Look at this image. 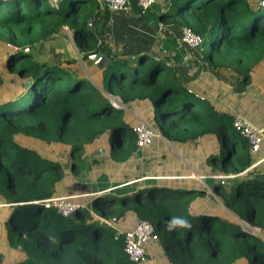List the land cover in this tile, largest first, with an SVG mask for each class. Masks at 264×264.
I'll list each match as a JSON object with an SVG mask.
<instances>
[{"label":"trees","instance_id":"1","mask_svg":"<svg viewBox=\"0 0 264 264\" xmlns=\"http://www.w3.org/2000/svg\"><path fill=\"white\" fill-rule=\"evenodd\" d=\"M179 1L173 18L200 36L203 62L232 70L246 87L264 63L260 0ZM99 9L97 0H67L63 8L48 0H0V206L6 210L0 264H131L123 233L93 216L109 220L127 211L150 222L157 238L166 235L164 257L170 264H264V238L253 231L264 232V176L256 175L250 146L233 127L234 115L216 110L176 73L163 78L165 61L137 62L138 67L113 59L100 92L74 60L64 68L34 58L35 46L64 26L72 31L83 62L98 51L109 55L97 45L109 17L106 4L103 15L96 13ZM103 92L128 109L152 103L151 124L171 143L216 139L222 151L218 167L233 176L213 187L223 204L214 207L202 187L154 186L94 197L87 208L75 205L69 217L46 207L47 201L67 195L58 188L63 166L43 149L62 150L74 174L87 146L101 135H107L109 156L117 164L138 150L133 124ZM237 145L239 153L233 149ZM225 185H232L230 192ZM174 218L190 227H169Z\"/></svg>","mask_w":264,"mask_h":264},{"label":"crops","instance_id":"2","mask_svg":"<svg viewBox=\"0 0 264 264\" xmlns=\"http://www.w3.org/2000/svg\"><path fill=\"white\" fill-rule=\"evenodd\" d=\"M48 1L54 6H58L63 1L67 2V0ZM97 1L99 2V0ZM174 1H176L177 4L176 8L173 6ZM99 4L100 9L97 10L96 13L98 15H103L105 5L102 6L100 2ZM179 7V0H155L154 4L144 12L139 10L135 5L134 0H132L131 5L124 10L111 11L107 7L109 15L108 21L103 34L100 36L99 44L97 45L102 44L105 46L109 52V55L106 54L112 60H128L134 64L142 61L148 62L149 60L165 61L166 66L168 67L166 74L172 75L173 73H176L187 88L209 100L216 110L231 113L234 117L240 116L248 120L254 126L264 130V116H257L253 113L250 119L245 115L246 113L243 114V111L240 109L242 106L241 97L247 95L249 91L248 85L245 87L242 84V78L230 69L209 68L207 64L203 62L197 49H187L182 44L181 38L183 29L175 23L176 18H173L178 14ZM72 35V31L64 26L52 38L72 39ZM79 56L84 69L81 70L83 67L78 66V64H75V66H77L78 69L80 68L79 70L83 75L85 72L89 76L88 79L97 88H101L104 74L105 71L108 70V67L106 66L102 69H98L94 66L93 61L90 60V58L86 62H83L80 53ZM68 60H74L76 63L78 62V59L74 58L61 59L59 62L54 61L51 64L68 68V65L65 64ZM263 66L264 63L254 69V73L250 80L253 79V81L258 82L259 78L263 76ZM262 80H264V77ZM103 95L109 99L116 97L114 95H108L105 92H103ZM141 104L142 103H134L129 109L127 108L128 111L134 110L136 112V116L132 117L133 121H135L132 126L135 127L140 121H145L159 133L156 127L151 124L154 112L152 103L149 102L147 106H142ZM252 110L253 112L257 111V109ZM145 116H149L150 120H144ZM154 138L162 139L165 145L171 143L160 133L159 136ZM177 144L185 149L184 145L188 143ZM193 145H198L200 150L202 149V154L200 153V155L204 157V161L202 162L198 160L194 167L192 166L189 169L184 168L182 173L165 172L162 167L163 164L160 163V161L162 162L163 157L157 155H145L146 158H144L143 148H140L135 155L137 154L141 157L144 164L141 165L142 167H138L140 172L137 171L136 177L128 175L131 179H128V177L125 176L121 181H114L104 175L99 179L95 177L94 181L84 177L85 192L67 196H73V199L81 198L83 200H92V198L102 195H131L135 190L137 191L147 187L166 186L176 188V186L163 184L161 181L188 180L195 182L200 185V187L207 190L208 193H206V198L207 200H211L215 206L222 205L223 202L219 203V201L223 200L214 195L213 187L219 182V180L233 178V176H224L218 167L219 165L217 161L214 159V156H217L220 153L219 143L214 138H203L194 142ZM253 157L255 159L253 168L256 169V175L264 176V141L261 145L260 151L253 153ZM95 161V158H92V160L88 159L87 164H80L81 161H79V167L81 168L82 165L83 167L85 165L86 169L92 171V164ZM151 161L156 162V165L150 167L149 163H151ZM83 173H86L87 175L88 172L86 170ZM194 174L202 178V180L193 178ZM239 176H243V174H240ZM186 187L191 188L192 186L187 185ZM231 188L232 185H225L224 187L227 193L231 191ZM86 189L89 190L86 191ZM76 201L77 202H75L74 205L88 207V202L84 201L85 203L82 204V200ZM126 213L133 212L127 211ZM113 218L115 220L118 219L117 217H112L109 220ZM135 218V220L127 218L121 221V217H119V220L116 221L113 226L118 232L125 233L137 224L139 219L136 216ZM99 219L101 218L99 217ZM102 220L103 219H101V221ZM154 241L156 240L152 239L146 245L148 261L145 264H158L159 260L162 261L160 264H170L166 262L163 251L156 250V243ZM148 252L151 255H149Z\"/></svg>","mask_w":264,"mask_h":264},{"label":"rangeland","instance_id":"3","mask_svg":"<svg viewBox=\"0 0 264 264\" xmlns=\"http://www.w3.org/2000/svg\"><path fill=\"white\" fill-rule=\"evenodd\" d=\"M23 1V0H22ZM200 0L194 1V5L197 4ZM178 2V1H177ZM66 2H61L59 6L63 8L65 6ZM176 1L173 2L174 8H176ZM81 11H86L88 9V6L85 4L81 7ZM33 56L34 58L39 61H47L49 63H53L54 61L59 62L61 59H78V66L83 67L81 58L79 56V52L71 38H52L48 41L44 42L43 44H38L35 46V49L33 50ZM151 61V60H149ZM148 61V62H149ZM134 65V64H133ZM150 65V63L148 64ZM137 66L139 67L138 63ZM143 67V66H142ZM109 68V67H108ZM141 68V67H140ZM80 69V68H79ZM81 68V70H83ZM145 69V67H144ZM264 71V66H263ZM262 71V72H263ZM108 70L105 71L104 78L107 76ZM144 73V72H143ZM84 76L87 77V80L91 82L88 78L89 76L84 72ZM143 76V75H142ZM168 74L164 73L163 78L167 77ZM264 77L261 76L258 80V82H255L250 80L248 87L249 91L247 95H244L241 97V103L242 106L240 107L242 113L248 116L250 119L255 113L257 116H264V80H262ZM92 83V82H91ZM93 84V83H92ZM94 85V84H93ZM104 79L102 82L101 88H97L100 91H104ZM149 102L142 103V106H147ZM116 107L118 109H122L124 111V120L126 122H129L130 125L134 124L135 121H133L132 117L136 116V112L134 110L128 111L127 108H124L121 102L116 103ZM252 109H257V111L253 112ZM144 120L149 121V116H145ZM185 146V149L181 147V145L177 143H170L169 145H165L160 138H153L147 146L143 147V155L144 158H146L147 155H157L163 157L161 164H163V169L165 172L169 173H182L184 168H190L194 167L195 163L200 160L204 161V157L200 155L202 154V149L200 150V147L198 145H193V143H188ZM109 142L107 135H101L99 136L91 145L87 146L83 153V157L81 158L80 164H87L88 159L92 160V158H95L96 161L92 164V171H89V169H86L85 165L81 166V170L79 172H76L74 174L71 169V162L65 153L62 152V150H57L54 146H49L46 149H43V154L49 155L50 157L54 158L56 161H58L64 169V177L60 184H58V188L64 193V195H71V194H79L85 192V182L84 179L87 177L91 181H94L95 177L100 178L102 175L111 178L114 181H121L128 175L132 177H136L138 167L141 166L143 163V159L139 157L137 154L133 155L130 160H128L126 163L117 164L115 163L110 157H109ZM237 153H239V146L237 145L235 148H233ZM146 155V156H145ZM192 156V157H190ZM218 158V164H222L221 158H222V151L220 149L219 155H217ZM150 167H153L156 165V162L151 161L149 163ZM142 167V166H141ZM87 170L86 173H83ZM78 171V170H77ZM145 171V169H144ZM85 177V178H84ZM193 178H197L202 180L197 175H193ZM128 179H131L128 177ZM161 183L171 186H176L177 188H185L187 185H190L192 187L198 188L200 185L196 184L193 181L188 180H178V181H161ZM205 188V187H204ZM89 190V189H88ZM86 189V191H88ZM140 190V189H139ZM205 190V189H204ZM206 193H208L207 190H205ZM73 196H66V197H60L59 200H64L65 202H69L71 204H74L75 202L81 201L82 204L85 202H88V207L91 203V199H73ZM85 201V202H84ZM216 202V201H215ZM223 201H219L221 203ZM214 205V204H213ZM215 206V205H214ZM0 206V240H2L4 233V227L3 222L6 215V210L4 208H1ZM93 216L96 220L101 221L99 219L98 215L96 213H93ZM131 219L135 220V216L133 213H125L124 216L122 215L121 221L124 219ZM114 219V218H113ZM112 222V224L115 225L116 221ZM245 224V223H244ZM247 225V224H245ZM255 234L261 238H264V233L259 229H253ZM159 238L155 239L154 241L156 243V250L163 251L166 248V246L169 243V239L166 237V235L162 232L161 235H158ZM151 243V242H150ZM154 243V246H155ZM149 253V252H148ZM149 255H151L149 253ZM151 257V256H150ZM162 261L159 260L158 264H160ZM243 261H239L237 264H242ZM133 264V263H131Z\"/></svg>","mask_w":264,"mask_h":264},{"label":"built area","instance_id":"4","mask_svg":"<svg viewBox=\"0 0 264 264\" xmlns=\"http://www.w3.org/2000/svg\"><path fill=\"white\" fill-rule=\"evenodd\" d=\"M5 2H11L13 0H3ZM172 1V0H166ZM132 0H104V3L111 11H120L126 9L131 5ZM135 5L141 12L149 9L155 2V0H134ZM182 44L187 49H197L201 44L200 36L194 34L191 30L184 28L181 38ZM111 103L116 107L117 102H121L118 97L110 99ZM117 108V107H116ZM234 129L248 142L250 151L257 153L261 149V145L264 141V130L254 126L248 120L236 116L233 120ZM134 132L137 137V148H143L150 144L151 140L159 136V133L147 122L140 121L135 127ZM46 207H54L63 217H69L75 210V205L69 202H65L59 198L49 200L45 204ZM115 219L102 220L101 222L107 225H113ZM247 226V225H246ZM120 234V232H119ZM124 235V252L128 256L129 260L133 264H145L148 261L146 245L150 240H155L157 237L154 233L153 225L145 220H140L137 224Z\"/></svg>","mask_w":264,"mask_h":264},{"label":"water","instance_id":"5","mask_svg":"<svg viewBox=\"0 0 264 264\" xmlns=\"http://www.w3.org/2000/svg\"><path fill=\"white\" fill-rule=\"evenodd\" d=\"M99 2L102 6L105 5L104 0H99ZM260 8H264V0H260ZM88 28L91 29V24H89ZM90 60L93 61L94 66L98 69H102L106 66L108 67L113 61L106 53H103L102 51H98L96 54L92 55ZM30 84L31 82L28 83L27 87H29Z\"/></svg>","mask_w":264,"mask_h":264},{"label":"clouds","instance_id":"6","mask_svg":"<svg viewBox=\"0 0 264 264\" xmlns=\"http://www.w3.org/2000/svg\"><path fill=\"white\" fill-rule=\"evenodd\" d=\"M176 225H179V226H182V227H190V225L188 224V222L184 219H180V218H174L169 227H172V226H176Z\"/></svg>","mask_w":264,"mask_h":264}]
</instances>
